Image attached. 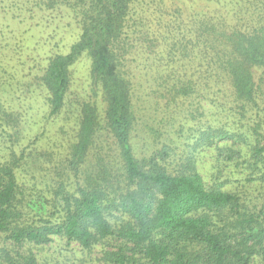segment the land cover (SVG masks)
<instances>
[{
	"label": "trees",
	"instance_id": "1",
	"mask_svg": "<svg viewBox=\"0 0 264 264\" xmlns=\"http://www.w3.org/2000/svg\"><path fill=\"white\" fill-rule=\"evenodd\" d=\"M0 13L20 36L63 18L78 30L66 50L41 42L37 70L17 48L1 60H20L37 105L0 97V264H84L43 252L56 238L101 264H264V0H0ZM82 56L89 95L66 116ZM50 118L58 137L38 131Z\"/></svg>",
	"mask_w": 264,
	"mask_h": 264
},
{
	"label": "rangeland",
	"instance_id": "2",
	"mask_svg": "<svg viewBox=\"0 0 264 264\" xmlns=\"http://www.w3.org/2000/svg\"><path fill=\"white\" fill-rule=\"evenodd\" d=\"M184 2L189 5L191 3V0H184ZM14 19V18H13ZM5 13H0V67H1V60H6V51L8 49H15L17 48L18 51H20L22 54H24L27 59L26 62L23 64V67H32L33 69L38 68L39 62L43 58V52L46 49V46H42L41 42H47L49 46L51 44H55L58 42V44L61 46L62 44H65V47L63 48L66 50L67 46L76 38L78 30L76 29L75 25L72 26H66V19L63 18L59 24L58 28H53V31L50 32V34H46L44 31H40V28L37 27L35 24L29 26H22V30L24 32L19 35V32L17 31V22L14 21ZM34 23V21H32ZM21 24V23H20ZM19 24V25H20ZM22 25V24H21ZM28 28V29H26ZM46 38L47 41H43ZM42 40V41H41ZM18 56V55H17ZM19 59L15 61L13 59L8 63V65H5L0 70V97L2 99H7L10 96L14 98V109L12 110H36L35 106L37 105V99L33 103V98H30L32 95V90L34 89L33 85H28L27 82H30L31 76L29 78H22V74L19 73V67L21 65L19 64ZM16 68V69H15ZM72 70V85L69 91V109L66 108L67 111H63V113L66 116H73L74 113H72V110L76 114V109L73 108V102H79L82 99H85L86 96L88 98V71H89V60L82 56L80 57L74 65L71 67ZM9 72L8 74H4L5 72ZM23 72V71H22ZM29 71L25 70L24 74L28 73ZM17 73V76L16 74ZM4 75V76H3ZM16 76V79H13L10 81L12 77ZM10 81L11 84H8L7 82ZM19 90H15V86L19 85ZM23 85L22 94H25L27 98L22 96L20 91ZM10 86L14 88V90H10L7 87ZM38 88V86H37ZM36 88L37 91H39ZM77 93V94H76ZM38 96V94L36 93ZM70 116V117H71ZM208 118L213 119L214 116H209ZM71 119V118H70ZM234 124H231L229 122V126L233 127ZM50 129V136L58 137V133H61L59 128L66 127L63 123V121L60 118L57 119H47L46 121H43L42 128H39L38 131H41V129ZM63 129V128H62ZM26 151L29 154L35 155L34 161L37 157L40 155L41 147L39 146V143L37 145H30L27 147ZM208 156L206 157V159ZM57 160V156H53L52 158H47L42 160V165L47 166L48 163L55 162ZM209 160V158H208ZM208 162V161H207ZM206 165H208L206 163ZM239 176V174H236ZM236 176V177H237ZM255 185L252 187H248L249 193L252 195H257V190H255ZM56 249L57 252H62V260L65 258H72L74 261L78 258H82L83 263L85 264H101L100 261V253L98 252L99 249L96 248L93 251L90 252H82L78 245L76 243H67L66 240L56 238L50 246L47 245V248L43 250V252H46L48 254H52L53 251ZM58 260L60 257L58 256Z\"/></svg>",
	"mask_w": 264,
	"mask_h": 264
}]
</instances>
